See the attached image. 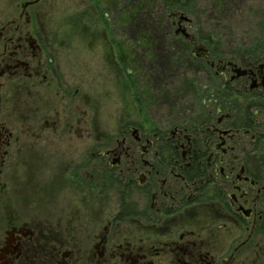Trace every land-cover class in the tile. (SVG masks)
<instances>
[{"label": "flooded vegetation", "instance_id": "af4514ba", "mask_svg": "<svg viewBox=\"0 0 264 264\" xmlns=\"http://www.w3.org/2000/svg\"><path fill=\"white\" fill-rule=\"evenodd\" d=\"M58 1L0 0V264H264V31L228 55L175 32L197 64L195 103L171 111L168 126L124 124L116 146L95 148L111 165L102 174L118 173L111 221L108 184L71 170L44 180L52 208H30V182L13 172L29 156V101L42 102L46 146L60 124L50 103L61 93L58 64L35 29ZM78 184L80 206L67 196L77 199Z\"/></svg>", "mask_w": 264, "mask_h": 264}, {"label": "rangeland", "instance_id": "374dc122", "mask_svg": "<svg viewBox=\"0 0 264 264\" xmlns=\"http://www.w3.org/2000/svg\"><path fill=\"white\" fill-rule=\"evenodd\" d=\"M57 5L45 6V18L35 29L44 33L58 64L61 93L50 103L60 111V124L46 146L38 133L43 116L37 105L42 102L29 101L36 108L27 122L29 156L13 175L19 183L30 182L24 190L35 210L41 200L52 208L40 194L43 182L64 174L69 178L70 170L78 182L102 181L108 184L111 221L119 206L118 182L112 178L118 173L102 174L111 165L99 162L95 148L116 146L124 124L150 119L172 124L171 111L192 110L195 103L191 96L197 90L188 84L197 85V64L175 32L185 28L198 42L228 55L236 43L264 31V0H236L226 7L221 0H59ZM181 13L189 21L180 24ZM178 96L188 97L174 103ZM140 107L147 114H139ZM150 110L157 115L150 118ZM75 191L77 199L73 190L67 196L80 206V184ZM98 207L93 205L94 212Z\"/></svg>", "mask_w": 264, "mask_h": 264}, {"label": "water", "instance_id": "95a60500", "mask_svg": "<svg viewBox=\"0 0 264 264\" xmlns=\"http://www.w3.org/2000/svg\"><path fill=\"white\" fill-rule=\"evenodd\" d=\"M183 21H189V18H188L187 15H184L183 13H181V17H180L179 22L181 23V22H183ZM182 31H183V33H184L186 36H189V34L187 33V31H186L185 28H183ZM190 37L193 38L192 35H190Z\"/></svg>", "mask_w": 264, "mask_h": 264}, {"label": "trees", "instance_id": "16d2710c", "mask_svg": "<svg viewBox=\"0 0 264 264\" xmlns=\"http://www.w3.org/2000/svg\"><path fill=\"white\" fill-rule=\"evenodd\" d=\"M236 0H221L222 4L224 3L225 7L228 4H232L233 2H235ZM263 25H264V21H263Z\"/></svg>", "mask_w": 264, "mask_h": 264}]
</instances>
